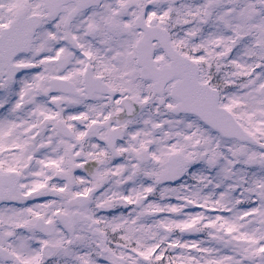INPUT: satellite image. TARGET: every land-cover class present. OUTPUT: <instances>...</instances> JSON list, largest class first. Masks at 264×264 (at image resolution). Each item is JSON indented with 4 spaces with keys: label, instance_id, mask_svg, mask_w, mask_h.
Segmentation results:
<instances>
[{
    "label": "snow or ice",
    "instance_id": "6c2138e0",
    "mask_svg": "<svg viewBox=\"0 0 264 264\" xmlns=\"http://www.w3.org/2000/svg\"><path fill=\"white\" fill-rule=\"evenodd\" d=\"M0 264H264V0H0Z\"/></svg>",
    "mask_w": 264,
    "mask_h": 264
}]
</instances>
